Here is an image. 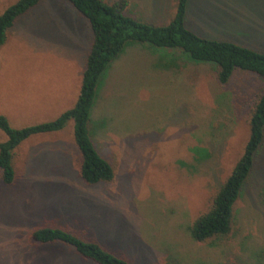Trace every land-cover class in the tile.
<instances>
[{"label": "rangeland", "instance_id": "rangeland-1", "mask_svg": "<svg viewBox=\"0 0 264 264\" xmlns=\"http://www.w3.org/2000/svg\"><path fill=\"white\" fill-rule=\"evenodd\" d=\"M14 1L0 0V13ZM129 1L128 13L158 24L177 2ZM188 25L264 52V0H190ZM93 37L66 0L22 16L0 48V114L17 127L72 107ZM154 50L124 51L98 91L93 138L115 167L112 181L80 178L72 121L18 148L15 183L0 180V264L70 262L72 249L31 240L47 225L87 229L134 264H264V146L236 205L233 237L198 242L188 231L241 156L264 81L238 71L223 85L212 64Z\"/></svg>", "mask_w": 264, "mask_h": 264}, {"label": "trees", "instance_id": "trees-1", "mask_svg": "<svg viewBox=\"0 0 264 264\" xmlns=\"http://www.w3.org/2000/svg\"><path fill=\"white\" fill-rule=\"evenodd\" d=\"M44 1L16 0L0 13V48L7 42L16 22ZM66 1L88 20L94 34L80 93L72 107L51 120L16 127L7 115L0 114V130L6 136L0 141V180L6 185L16 181L18 148L32 137L63 130L70 121L74 126V142L80 152V178L90 186L115 178L113 163L99 151L94 141L93 115L105 74L121 54L135 44H145L161 52L180 51L183 57L188 54L186 57L196 63L212 64L223 85L238 71L255 74L264 81V52L234 41L200 35L188 25L190 0H177L173 17L165 24L151 23L128 13L129 0ZM249 129L244 150L233 169L188 226L190 236L198 242L228 241L234 235L236 205L264 146V89L250 110ZM87 233V229L76 232L72 228L54 225L35 228L31 233L35 244L59 243L72 249L76 256H72L70 262L50 259L39 263L77 264L78 256L82 264H134Z\"/></svg>", "mask_w": 264, "mask_h": 264}]
</instances>
